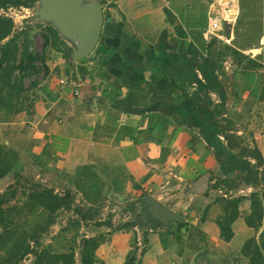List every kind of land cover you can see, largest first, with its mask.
Instances as JSON below:
<instances>
[{"label": "crops", "instance_id": "1", "mask_svg": "<svg viewBox=\"0 0 264 264\" xmlns=\"http://www.w3.org/2000/svg\"><path fill=\"white\" fill-rule=\"evenodd\" d=\"M214 1L108 0L94 52L72 62L71 73L63 72L69 61L58 55L60 76L52 71L39 82L31 110L0 121V142L19 152L22 171L60 189L88 165L122 201L110 208L113 223L137 221L86 230L107 231L96 264H125L134 237L145 232L148 247L138 253L144 264H237L239 229L246 239L256 234L240 216L233 237L221 236L219 196L226 193L214 182L243 165L207 106L226 105L228 76L235 72L241 85L237 76L247 68L231 56L222 70L213 54L221 43L264 67V0L225 1L232 21L221 22V36L208 31ZM213 37L218 42L208 48ZM62 77L74 81L63 84ZM153 197L174 213L154 209Z\"/></svg>", "mask_w": 264, "mask_h": 264}, {"label": "trees", "instance_id": "2", "mask_svg": "<svg viewBox=\"0 0 264 264\" xmlns=\"http://www.w3.org/2000/svg\"><path fill=\"white\" fill-rule=\"evenodd\" d=\"M37 1L0 0V111L3 112L2 115L0 113V121L10 120L20 111L27 110L29 112L31 110L33 104L26 105L25 100L30 97L29 89L38 85L39 80L34 78L31 84H26L25 78L33 73L38 75L39 70H37L36 61L45 58V53L50 46L61 51L69 64H72L73 47L68 44L52 24L43 26L42 24L37 25L27 22L21 28H17L13 16L7 12L10 7H32ZM35 26L40 27L43 41L42 52L34 49L35 41L32 32ZM216 40L218 38L213 37L208 43V48L216 45L218 42ZM213 54L220 61V66L223 65L226 56H232L233 61L238 63L246 60L244 67L247 68H253L256 64L261 65L230 43H221L219 49H214ZM86 59L87 57L78 62H84ZM195 102L202 104L197 100ZM207 108L220 127L229 148L241 160L243 169L239 170L243 174V181L261 187V190H253L250 194H233L231 190L239 185L231 182L232 180H229L231 178L219 177L214 182V186H222L226 193V195L219 196L224 202L223 213L217 219L221 236L225 240H230L234 235L232 223L243 216L248 225L254 227L256 231H260V237L259 239L255 235L248 237L243 243L241 254L245 256L248 264H264V154L257 143L252 146L233 129L231 118L226 116L221 119L213 108L209 106ZM236 150L237 152H235ZM252 158L255 159V162L252 161ZM19 166V152L14 147L0 142V178L11 172L16 174V181L10 183L6 189L0 192V251L1 249L5 250V255L0 258V264H20L29 254L35 256L33 264H76L78 240L75 235L71 237L68 247L62 250L55 249L52 242L45 244L41 237L55 222L57 214L62 209H74L77 213H80V217L76 218L78 223L88 219L90 213L87 210L84 211L78 205L73 206L74 198L69 188L64 192H59L54 186L45 182V185L40 182L29 183V185L27 182L21 184L23 173L22 170L21 173L17 172L18 169L20 170ZM80 169L77 173L79 177L76 179V185L89 178H98V174L90 166L83 165ZM18 193H23L26 197L24 203L20 206L25 213L36 210L39 212L38 214H41V217L43 216L41 220L32 225L31 229L24 228L9 216V212L15 206L6 205V203L16 198ZM246 199L250 200V210L248 211L241 208ZM92 201L91 203L95 202V200ZM101 219L96 221L95 224L109 225L112 230L128 228L137 223L136 220H128L114 224L110 216L108 219ZM178 224L181 227L185 226L186 222L180 221ZM83 236L78 252L79 264H96V250L105 241L106 235L104 232H99L95 235L87 236L84 234ZM143 239L144 245L139 251L137 236L134 237L125 264H144L142 257H138V253L141 252L142 256L147 250L149 242L147 232L144 233Z\"/></svg>", "mask_w": 264, "mask_h": 264}, {"label": "rangeland", "instance_id": "3", "mask_svg": "<svg viewBox=\"0 0 264 264\" xmlns=\"http://www.w3.org/2000/svg\"><path fill=\"white\" fill-rule=\"evenodd\" d=\"M104 5L108 6V0L104 1L102 0ZM245 0H243L244 2ZM108 10V9H107ZM42 4L40 3V0H38L32 7H10L7 12L8 14L12 15L15 24L17 28H21L24 24L31 23V24H42L43 26L46 24L52 23L51 19L46 18L43 13ZM240 14V11L237 13V15ZM251 32V31H250ZM32 35L34 37V49L38 52L43 51V41H42V35L40 33V27L35 26L32 32ZM246 36L250 37L253 36L252 33L246 32ZM244 38H246L244 36ZM69 45H71L74 49V43L66 39ZM62 52L57 50L55 47L50 46L46 53L45 58L38 59L37 62V70L39 72L36 75L35 73L28 75L25 78L26 84H31L32 80L38 79L39 82L42 81L45 77L49 76L50 73L55 72L54 74L59 77L60 76V67L58 63L56 62L58 59V55H60ZM231 56H226V59H228ZM73 62V61H72ZM247 61L244 60L243 63H236L238 65H243ZM221 69L223 67L226 68L225 64L220 66ZM245 68V67H244ZM222 69V70H223ZM227 69V68H226ZM236 69V68H234ZM63 72H72V67L70 64H68V68L66 70V67L63 68ZM235 72L231 73L228 76L229 82H226V86L228 87V93L230 95H226V105L224 103L223 107H217V102H215V108L212 106V108L217 112L219 118L223 119L224 117H229L232 119V127L235 131L238 132V134H241L246 142L250 143L252 146L254 143H257V145L261 148L263 154H264V67L262 65H255L253 68H246L244 69V73L239 74L237 76V80L241 83V85H238L237 81L233 79V74ZM39 88V85H36L35 87L29 89V98L25 100V104H33L35 103L34 98L35 94L37 93V89ZM232 102H234L232 104ZM214 105V104H213ZM1 115L3 114L2 111H0ZM24 131H29V126H25L23 128ZM234 152V151H233ZM237 152V150L235 151ZM252 161L255 162V159L252 158ZM245 168V167H244ZM243 169V167L241 168ZM245 170V169H244ZM21 169L17 170V172H20ZM23 173V177H21V184H24L27 182L33 183V182H40L45 185V181L41 180L40 178H36L35 176H31L30 172L27 170L25 173L24 171H21ZM20 172V173H21ZM242 175L240 173V170L237 172H234L231 176H228V178H231L229 180H232L231 182L237 183L239 186L235 187L231 190L233 194H250L253 190H261L260 186H253L250 184H247L243 181ZM98 178H89L86 179V181H82L79 185H76V179L79 177L78 174H75L72 178V183L68 185L67 187L60 188L58 190L59 192H64L66 189L69 188L71 191L73 198H74V205L73 206H80L83 208L84 211H88L89 218L80 221V223L76 222V218L80 217V213H77L74 209H62L59 211V213L56 216L55 222L49 227L48 231L44 232L45 234L41 239L44 241L45 244L53 243L55 249H65L70 244V239L74 235L77 238V246H76V256H77V262L76 264L80 263L79 260V246L80 241L82 240V237H84V234L86 233V230L88 228H95L100 226L95 224L96 221L105 220L108 219L109 216H111L110 208L114 203L122 204V201L119 200L118 194L115 192H111L112 196L110 195V190L106 188L104 178L97 175ZM27 179H25V178ZM16 181V174L15 172H11L7 174L5 177L0 178V192L6 189L10 183ZM107 181V179H106ZM103 182V183H102ZM103 184V185H102ZM22 188L24 186H21ZM100 188V190H99ZM101 191V192H100ZM95 202H93V198ZM25 195L23 193H18V196L9 202L6 203V205H12L15 206L11 212H9V216H11L12 219H14V222H17L18 224L22 225L24 228L31 229L32 225L38 222L42 219L41 214H38V211H29L28 213H25L21 209V205L25 201ZM97 198V199H95ZM110 199V201H108ZM93 203H91V201ZM109 202V205H108ZM247 207L244 209L245 211L250 210V200L246 199ZM243 204V205H245ZM249 204V205H248ZM124 206V205H123ZM119 210V209H118ZM92 213H91V212ZM246 222V221H245ZM89 226V227H88ZM262 228V227H261ZM1 230V227H0ZM261 230V229H260ZM91 231V230H89ZM104 232L105 235L107 231H101ZM243 230L239 229V233L236 245L241 246L246 239V235L242 236ZM256 233V234H255ZM248 234V233H247ZM255 236L259 239L260 237V231H254ZM249 235V234H248ZM90 236V235H87ZM248 238V237H247ZM138 239V235H137ZM241 243V244H240ZM191 244V243H190ZM144 245V239L142 238L138 239V246L139 251L141 247ZM205 245V244H204ZM210 244H208V247ZM187 247H190L188 244ZM241 249V248H240ZM5 250L1 249L0 251V258L2 255H5ZM139 256V255H138ZM239 256V255H238ZM241 259H239V262L237 264H248L247 259L242 255L240 256ZM34 254H29L26 258H24L20 264H33L34 263ZM183 260V259H181ZM184 261V260H183Z\"/></svg>", "mask_w": 264, "mask_h": 264}, {"label": "water", "instance_id": "4", "mask_svg": "<svg viewBox=\"0 0 264 264\" xmlns=\"http://www.w3.org/2000/svg\"><path fill=\"white\" fill-rule=\"evenodd\" d=\"M43 15L66 40L74 43L71 57L74 64L91 55L102 34L105 22V5L102 0H40ZM154 209L160 208L162 215L174 211L166 204L152 198ZM159 217V214H157ZM202 261V256L199 257Z\"/></svg>", "mask_w": 264, "mask_h": 264}, {"label": "built area", "instance_id": "5", "mask_svg": "<svg viewBox=\"0 0 264 264\" xmlns=\"http://www.w3.org/2000/svg\"><path fill=\"white\" fill-rule=\"evenodd\" d=\"M220 8H221V0H216L212 2L210 8V23H209L208 31L211 32V34L217 36L220 35L218 31L221 28V22H223V20H225L226 22L232 21L230 18H227L226 15L220 12ZM235 16H237V14ZM73 81H74L73 78L72 79L68 77L60 78V82L63 84Z\"/></svg>", "mask_w": 264, "mask_h": 264}, {"label": "bare ground", "instance_id": "6", "mask_svg": "<svg viewBox=\"0 0 264 264\" xmlns=\"http://www.w3.org/2000/svg\"><path fill=\"white\" fill-rule=\"evenodd\" d=\"M225 1H229V0H221V8H220V12H222L224 15L227 16V18L231 19V11H232V7L228 2Z\"/></svg>", "mask_w": 264, "mask_h": 264}]
</instances>
